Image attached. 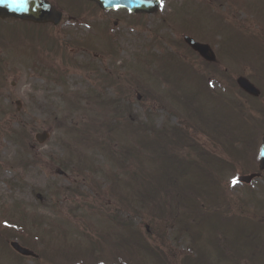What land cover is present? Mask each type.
I'll use <instances>...</instances> for the list:
<instances>
[{
  "label": "rangeland",
  "instance_id": "rangeland-1",
  "mask_svg": "<svg viewBox=\"0 0 264 264\" xmlns=\"http://www.w3.org/2000/svg\"><path fill=\"white\" fill-rule=\"evenodd\" d=\"M57 1L60 25L0 19V264H161L131 231L163 248L164 264H234L218 241L225 252L226 242L239 247L238 264H264V0H163L152 16L135 18ZM185 35L210 44L218 63L184 44ZM241 76L260 97L240 90ZM113 115L122 126L190 131L204 147L197 151L212 157L198 167L218 175V188L168 168L137 132L96 134ZM19 123L23 140L14 135ZM42 131L51 132L44 144L35 138ZM165 202L169 215L156 209ZM218 203L234 218L226 226ZM12 241L38 258H20Z\"/></svg>",
  "mask_w": 264,
  "mask_h": 264
},
{
  "label": "trees",
  "instance_id": "trees-1",
  "mask_svg": "<svg viewBox=\"0 0 264 264\" xmlns=\"http://www.w3.org/2000/svg\"><path fill=\"white\" fill-rule=\"evenodd\" d=\"M165 56H167V54H164ZM189 65L186 63L185 64V68L188 67ZM191 66V65H190ZM189 66V67H190ZM107 79H110V76L107 77ZM202 80V78H201ZM113 103H119V100H113ZM109 104V103H108ZM119 109L122 110V107L120 105L117 106ZM120 114V113H117ZM116 114V115H117ZM117 116H112L110 117L111 119L108 120V122L103 121L101 125L98 126V131L96 134H100V133H105L106 131H108L110 133H113V131H118V128L121 127L124 130H128V132L135 134L136 132L139 134L140 136V140H141V144L145 149H150L151 152H155L156 154L159 153L160 158L162 159V161L164 162V164L169 168H180L181 166H183L186 169H189L190 172H192L193 174L198 175V181L200 182L199 186L202 187H206V185H210L211 187L214 188H218V175H212V172L209 171V169L204 170L201 167H198L201 163V160L203 159V157H205L207 160H210L211 155L204 150H201L200 152L197 151V147H203L199 144L198 140H196V138L193 136L192 133H190V131L185 130V129H181V128H174L172 131L168 132V130H157L154 131L153 130V126H151L149 124L148 121H146L144 124H141L139 127H136L133 125V123H127L124 124L123 126L121 125V122L119 119L115 118ZM20 127L19 131L14 132V135L18 136V139H22L23 140V129L24 126L22 123L18 124ZM118 127V128H117ZM95 134V135H96ZM137 134V135H138ZM13 137V135H12ZM108 137V135H107ZM103 136H100V139H102ZM100 142L102 145L106 144V142L103 141H98ZM196 145V146H195ZM204 148V147H203ZM181 149V150H192L195 153V156L197 155L198 158H196L195 156L191 158L190 161H187L188 159H184L182 158V155L180 153H177V151ZM149 150V151H150ZM121 160L123 161L124 165L129 164V161L127 160V152L122 153L121 155ZM202 158H201V157ZM207 160L205 162H207ZM226 162H224V164H221L222 167H226V168H230L229 165L225 164ZM69 166H66L65 169H68ZM171 170L168 171V174L170 173ZM169 181H173L171 178L168 179ZM169 183L166 178L163 180H159V184H166ZM192 184H194L193 182H191ZM191 184V187L193 188ZM198 185H194V187H197ZM157 191V186H152L148 189V191H146V195L147 197H149L150 195H154ZM198 194H200L198 192ZM218 212L215 214L217 216V218H219V224L220 226H226L225 225V221H228V224L233 222L234 218L232 217H227L225 214H221V211L219 210V208H224L225 205H223V203H218ZM156 209L158 210V212H160V210H162V212L167 213L168 215L171 213L172 208L170 209V203L169 202H165L164 205H157ZM223 211V210H222ZM224 212V211H223ZM209 216H212V214H209ZM253 218H247V220H249L251 223H253ZM257 225H260L259 223H256ZM124 226H128L127 224H124ZM131 234L133 236V240L135 243V246L140 249V247L143 249V251L146 252V254H152L153 257H156L161 264H164L165 262V256L163 255L164 253V249L160 248L158 246L155 245H151L149 239L144 236L141 232H134L131 231ZM245 242V246L251 247V251L254 252L256 245L258 246V244H255V242L253 243V238L250 237V235H248L247 237H245V239L243 240ZM219 246L221 247V254L222 256L225 258L227 255L231 254V259L234 260V264H238L239 262V257L241 255H243L242 253H239V247H235L233 245V243H227L226 245L228 248L231 249V252H225L224 246L225 244H223L222 242L218 241ZM164 250V251H163ZM256 253V252H254Z\"/></svg>",
  "mask_w": 264,
  "mask_h": 264
},
{
  "label": "water",
  "instance_id": "water-1",
  "mask_svg": "<svg viewBox=\"0 0 264 264\" xmlns=\"http://www.w3.org/2000/svg\"><path fill=\"white\" fill-rule=\"evenodd\" d=\"M94 2H98L100 7L103 9H119V7H124L129 9L134 13L145 12L149 15H152L159 8L160 0H92ZM0 17L3 19H18L25 20L28 22H34L37 24L44 23H53L54 25H58L62 20V12H59L55 6L51 4L48 0H30V4L27 11H13L10 6H0ZM187 44L191 47V49L197 51L200 56L206 60L207 62H217L216 54L211 48L209 44H203L195 41L189 36H185L184 38ZM239 87L246 91L250 95L260 96L261 91L251 83L248 79L241 76L238 79ZM140 98V97H139ZM50 136L49 132L39 133L37 135V140L40 142H44ZM260 165L261 169H264V138L262 140V147L260 151ZM62 172V171H61ZM60 172V173H61ZM252 176L242 177L244 181H250ZM12 246L16 252H19L25 256H34L37 257V254L34 251H30L24 246L20 245L18 242H12Z\"/></svg>",
  "mask_w": 264,
  "mask_h": 264
},
{
  "label": "snow or ice",
  "instance_id": "snow-or-ice-1",
  "mask_svg": "<svg viewBox=\"0 0 264 264\" xmlns=\"http://www.w3.org/2000/svg\"><path fill=\"white\" fill-rule=\"evenodd\" d=\"M163 3V0H161ZM30 0H0V6H10L13 11H27ZM238 179L233 180V184L238 183Z\"/></svg>",
  "mask_w": 264,
  "mask_h": 264
},
{
  "label": "flooded vegetation",
  "instance_id": "flooded-vegetation-1",
  "mask_svg": "<svg viewBox=\"0 0 264 264\" xmlns=\"http://www.w3.org/2000/svg\"><path fill=\"white\" fill-rule=\"evenodd\" d=\"M49 1H51L53 4H55V5H57V7H59L58 5V1L57 0H49Z\"/></svg>",
  "mask_w": 264,
  "mask_h": 264
}]
</instances>
